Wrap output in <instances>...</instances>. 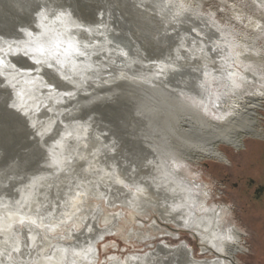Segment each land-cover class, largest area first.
I'll list each match as a JSON object with an SVG mask.
<instances>
[{
    "label": "bare ground",
    "instance_id": "1",
    "mask_svg": "<svg viewBox=\"0 0 264 264\" xmlns=\"http://www.w3.org/2000/svg\"><path fill=\"white\" fill-rule=\"evenodd\" d=\"M19 1L22 2V0H18V3ZM26 1L32 5L38 4L39 10H35V12L38 11L36 27L30 26L31 29L26 31L24 29V32L28 31V33H25L26 36H22V42L17 43L14 39L17 44L12 43L14 45L13 50L10 51L12 53H8L9 48L0 47L3 48L2 58L5 60V65L0 66V78H5L6 89L12 98L9 104L15 101L16 108L9 110L8 106V112L15 115L20 127H23L28 133L30 146H33L34 149L44 146L46 149L44 148L45 152L41 151L45 156L41 157L42 159L39 155L40 159L36 157V154L34 155L31 150L24 153L28 157L26 160L30 159L31 163L35 161V165L40 171L38 170L37 174L31 173L33 176L28 181L23 180L21 174L18 180L12 181L7 178L8 190L4 194L3 192L0 194V216L10 213V209L5 208L8 205L12 207H10L12 210H18L21 219H35L39 224V218L42 217L44 224L48 227H40L42 228L40 230L35 225L25 224L23 231L15 234L19 235L22 245L26 239L31 245L29 237L36 236V244L45 249L43 252L45 257H52V264H95L100 257L98 243L116 231L118 222L113 223V226L101 227L98 221L104 215V211L99 207V209H95L96 211L89 212L88 219L84 217V224L82 223L84 228L78 230L80 226L78 215L80 213L78 214L77 210L82 205L81 197L83 195L99 196L102 193L101 189L111 187L110 191L112 197L115 198L114 201L120 199L122 204H128L133 211H141L147 206L157 207L159 212L157 215L162 222L166 223L151 224L153 231L158 232V236L163 234V237L170 236L176 239L180 237V232L190 233L198 242L201 254L208 253L211 257L197 259L194 257V248L187 242L172 246L166 241H160L161 243L153 250H145L147 252L144 254L134 252L126 255L125 259H115L110 264H240L238 255L246 254L248 251L245 238L247 233L239 225L232 224L230 217L232 209L229 206L207 203L204 189L207 184L202 181L203 173L197 171L196 166L205 159H215L222 164L229 165L227 154L219 147L221 144L239 150L243 146L245 148L243 144L245 137L264 136L262 128L264 115L261 112L264 111V92L260 90L264 84V69H256L257 67L249 65L252 55L240 49V40L235 42L236 46L233 45V40L225 39L221 34L222 30L218 26H214V22L197 17V13L194 12L187 13L185 19L180 18V22L175 26L170 25L171 28H168L174 31L171 33L167 31L169 34L163 38L164 40L168 38L169 43L172 41L177 46H187V49H180V53L175 57L177 64L173 66L163 62L168 59L160 61L163 58L157 57L158 55L156 56L157 59L159 58L158 61L156 58H151V60L142 58L139 54L142 44L139 45L135 40V31L132 35L135 26L130 24L131 18H129V22L123 15L126 10L122 14H118L110 11L112 7L108 5L109 10L103 8L106 10L94 12L96 15L91 20H86L85 24L82 21L81 26L80 21V24L73 23V20L70 22L67 15L62 20L57 19L60 10L56 15L50 13L51 10L47 12V8L56 7L49 3L50 6L45 7L48 0ZM128 1V4L137 3L136 6L139 4L145 11L144 8H147L145 5L151 4L153 0ZM253 1L264 8V0ZM116 2L118 1L116 0ZM168 2L165 1L163 4H168ZM66 5L64 8L67 7ZM29 9L28 13L32 11V8L30 12ZM87 9L89 8L87 7ZM116 9L115 11L120 10ZM70 10L72 9L70 8ZM236 11L238 12V10ZM35 12L33 14H36ZM67 12L65 13L68 14ZM178 12L182 14L181 10ZM42 14L47 15L49 19L42 20ZM159 14L161 13L159 12ZM171 17L178 20L177 15L174 17L171 15ZM134 19L136 18L134 17ZM53 21L57 22L59 27H65V30L62 28L60 32H52L56 36L55 38L48 33V26L52 25ZM255 23L251 27L254 30V35L264 36V22L256 21ZM45 25H47V29L44 27ZM143 25L147 26L146 23ZM71 26L76 29L68 31ZM111 30L128 33L124 43H120V41L116 42V46L113 45L115 46L113 48L117 49L113 50L118 53L117 57L106 54L110 53V47L112 48L108 44L112 41L109 36ZM146 30L147 28L144 32ZM216 30L222 37L216 34ZM14 32L16 33V31ZM42 32H46L53 41L67 36L75 41L79 40L80 43L87 46H105L104 48H108V50L106 53H100L101 50L100 52L92 51V54L95 53L96 56L90 54L89 56H93L92 60L87 58L89 59L87 60L90 65L89 69L81 66L72 68V70L70 68V70H66L67 72L60 70L59 74L54 69L55 67H52L53 65L52 68L49 66L52 62L45 61L49 57L41 58L35 49L30 47L34 45L38 37H41ZM128 36L135 41L134 44L127 38ZM163 39L161 41H164ZM137 40L139 41V39ZM126 42H131V47ZM155 46L152 47L155 48ZM163 49L167 48L163 47ZM123 53H127V55ZM107 57L108 59L105 60ZM38 59L41 61L40 63L36 62ZM19 60L24 62L23 66L16 65L19 64L16 63L20 62ZM152 60L156 63L153 64ZM13 67L16 68L13 69ZM137 68L140 70H137L138 73L135 74L134 71ZM43 81L46 83L43 84ZM82 86H86V88L83 89ZM122 86H125L127 90L124 89V92L119 96L117 94ZM109 88H112V92L107 90L108 95L105 91L106 95L98 94L99 91L103 92ZM135 91L154 96L168 105L170 104L171 109L165 111L154 109L153 112L146 110L144 113H138L136 104L143 101L141 95L133 96L131 94ZM14 95H16V99ZM51 95L52 98H50ZM115 96H119L120 99H118L124 104L115 101ZM83 98H88V100L85 102ZM105 106L108 108L115 106L113 108L120 111V116L117 118H112V115L107 114L99 116L98 113L104 112ZM3 111L0 112L3 113L0 115H4ZM152 114L153 116L150 117ZM16 123L14 126L17 125ZM151 124L156 132L161 127L165 130V126L170 130L175 128L178 136L176 135L177 138L174 137L172 142L168 140L166 133H160L159 137H151L149 135L151 132L149 125ZM83 129L85 133L81 132ZM19 143L21 144V142ZM23 144L20 146L22 147ZM16 153L18 155L20 152ZM183 155L187 156L183 158ZM61 156L67 159V164H60ZM8 160L10 161V159ZM40 160L42 161L40 162ZM53 161L57 162L63 171L50 167ZM1 162L3 163V161ZM0 168L2 169V167ZM78 172L80 175L77 177ZM74 175L75 179L72 183L76 185L74 184L72 187L73 185L69 183ZM78 182L81 183V186ZM14 185H18V188L15 187V193ZM78 186L80 187L77 188ZM13 193L16 199L11 198ZM68 196L69 198L77 196L70 206L65 205L67 202L64 203ZM17 201H21V203H17ZM19 209H23L25 213ZM35 209L39 210L38 216ZM111 216L115 218L112 213L105 216L104 221L111 220ZM70 218L76 223L71 224L75 228H69L65 234L54 236L53 233L56 230L70 225L66 224ZM16 227L20 228L21 226L17 225ZM29 228L31 231L25 235L24 232ZM130 229L128 234L134 230ZM138 233L144 242L155 238L149 231L143 233L139 230ZM45 235L48 239L41 241L39 237ZM2 239L3 237H0V240ZM28 251H32L35 256V249L32 247L24 249L25 261L28 259ZM12 255V261H8L6 256L2 258L4 264H19L20 254L13 253Z\"/></svg>",
    "mask_w": 264,
    "mask_h": 264
},
{
    "label": "rangeland",
    "instance_id": "2",
    "mask_svg": "<svg viewBox=\"0 0 264 264\" xmlns=\"http://www.w3.org/2000/svg\"><path fill=\"white\" fill-rule=\"evenodd\" d=\"M23 1L24 0H22V2L19 1V3H18V0H0V41L2 40L0 42L1 43L0 47H3L4 49L8 48V43H10L9 45H13L12 43H14V45H15L19 42H22L23 41L22 36H26L25 33H28V31L24 32V29L26 31L27 29H31L30 26H32V28L36 27L35 21L38 17V14H37L38 11L35 12V10H37V9L39 10L38 4L32 5L29 1L25 0L24 3H23ZM103 1H104V3H103ZM112 1H113V3H112ZM117 1L118 2H116V0H60V2H59V0H57V2H56V0L55 1L54 0H50V1L48 0V2H46L45 6L48 7L50 5L53 6V4L56 5V7L53 6V7H51V9H50V7L47 8L48 9L47 12H49L51 10L50 13H52V14H53V12H56L55 14H57V11H59V10H60L59 12L68 11L67 12L68 14L72 13L71 16L70 15L68 16V14H66L68 19L71 20L70 22L74 21L73 23L76 24V22L79 23V21H80L81 24L80 23L79 24L81 26H82V21H83V24H85L87 22L86 20H91V18L96 15L94 12H96V13L102 12L103 8H106L107 10H109V8L112 7V8H110V11H114L118 14H122L126 10L125 12L127 14L124 12L123 15L125 17V20H129V18H131L130 19L131 22H130V20H129V22H130V24L132 23L131 24L132 26H135L134 30L132 31V35L134 34V31H135L136 32L134 34L135 40L138 42L139 45L142 44L140 46L142 50L141 49L139 50L140 51L139 54L142 56V58H150V60H151V58H156V56L158 55L157 57L160 56L163 58V59H160V61L168 59V60H165L163 62L170 63L173 66H175L177 64L175 57L178 53H180V49H182V48L187 49V46H185V47L177 46L172 41H170V43H169L168 38H166V40H164L163 38L165 36H167L169 33H171L172 31H174V30H171L170 28H171V26H175L176 23L180 22L179 21L180 18L183 17L182 19H185L187 16V13L189 14L191 12H194V13H197V17H202L205 20L209 19V21L214 22L215 23L214 26H218L219 29L222 30L221 34L224 35L225 39L227 38L229 41L233 40V45L236 44L235 42H237V40H240V44H239L240 49L243 50L244 52H249L250 55H252V58H250L251 61L249 62V65L257 67L256 69H258V68L264 69V36L263 35H257V34L254 35L255 34L254 30L251 29L252 24L253 23L256 24L255 23L256 21H260L261 23L264 22V12H263L264 8H261L253 0H165L167 2L169 1L168 4H166V3L163 4V2H165L164 0H153L152 1L153 3L151 2L152 5L150 3H148L149 5L148 4L145 5V7H147V8H144L145 11L147 10L146 13H145V11H143V9L141 8V6L139 4L136 6V4H137L136 2H135L136 4L132 5L130 3L128 4V2H129L128 0H125V1L117 0ZM122 2H124V3H122ZM20 3H22V4H20ZM110 3H112V4H110ZM26 4H29V5H26ZM62 4H64V5L67 4L66 5L67 7L64 8V5L62 7ZM119 4L120 5L122 4V5L118 6ZM125 4H127V5H125ZM158 4H160V5H158ZM30 5H32L33 7ZM101 5H102V8H101ZM150 5L152 7V10H151ZM82 6L85 8L86 12ZM87 7L89 9H87ZM137 7H139V8H137ZM153 7L155 8V10H153L154 9ZM182 7H184V8H182ZM28 8H30V9L32 8L31 12L29 9L30 13L27 12ZM62 8H63V10H62ZM70 8L72 10H70ZM116 8L120 9L122 12L120 10L115 11ZM121 8H125V9L123 10ZM106 9H104V10H106ZM127 9L130 11H128ZM157 9H159V10H157ZM52 10H54V11H52ZM64 10H66V11H64ZM179 10L182 11L181 12L182 14H180V12H178ZM236 10H238V12ZM33 11L36 14H33L34 13ZM140 11H142V12H140ZM159 12L162 15L159 14ZM147 13H150V14H147ZM30 14H31V16H29ZM138 14H140V15H138ZM123 15H121V16H123ZM147 15H149V16H147ZM171 15L173 17H174V15L175 16L177 15L178 20H174V18H172ZM19 17H21V18H19ZM134 17L136 19H134ZM77 18H78V20H77ZM145 23L147 26L143 25ZM148 23H149V26H148ZM155 27H156V29H154ZM168 27H170V28H168ZM71 28H70L71 30L76 29L74 26L73 27L71 26ZM146 28H147V30H146V32H144V30ZM14 31H16V33ZM148 31H152L153 33L148 32ZM166 32H167V34H166ZM215 32L218 36H220V34H218L219 32L217 30ZM11 33H12V35H11ZM138 33H140V34H138ZM149 33H151V34H149ZM155 33L156 34L158 33V34L156 35ZM7 34H8V36H7ZM13 35H15V37H13ZM10 36H12V37H10ZM146 37H148V38H146ZM220 37H222V35ZM252 37H255V38H252ZM3 38H4V41H3ZM6 38H7V40H6ZM14 39L16 40L17 43L14 42ZM137 39H139V41ZM162 39L164 41H161ZM5 41H8V42L6 43ZM158 45L159 46L162 45L160 47L162 49H160ZM152 46L153 47L155 46V48H153ZM163 47H166L167 49H163ZM154 49H155V51H154ZM12 50L13 49L11 48L10 50H7V51H8V53H12V52H10ZM143 50H145L147 52H145ZM5 54H7V53H5ZM159 58L158 59L156 58V61H158ZM107 59H108V57L105 58V60H107ZM16 63H19V64H16ZM16 63L15 64L18 65L19 67L23 66V64H24V62H22V61H20V62L17 61ZM146 63H147V61H146ZM155 63L156 62L153 61V64H155ZM52 67H54V66H52ZM14 68H16V67H13V69ZM54 69L58 72V70L56 68H54ZM137 70H140V69L137 68L134 71L135 74L138 73V72H136ZM4 79H5L4 77L0 78V96H1L0 97V103H1L0 104V112H2L5 109V111H3V112H5L4 115H6V116L0 115L1 116L0 117V129H1L0 130V138L2 139V140L0 139V145L2 146V147L0 146V167H2V169L0 168V186H1L0 194H2V192L4 194L5 191L8 190L7 189L8 185L6 186V184H8L7 178L11 179L12 181L18 180V178L21 174L22 179L28 181L29 178H31L33 176L31 173L37 174L40 171L37 168V165H35L36 164L35 161H32V163L35 162L33 164L34 165L33 166L30 159H29V161L26 160L28 157H26V154H24V153H28L31 150V151H33L34 155L36 154V157H38V155L40 156V158L45 157L44 153H43V152H45V150H44L45 147L40 146V149H41L40 150L39 146H38V148L35 146L36 147L35 149L33 146H30V144L28 142V136H29L28 133L25 131V129L23 127H20L18 120L15 119L16 118L15 115L12 114L11 112H8L11 109L14 110L16 108V106L13 107L15 101L12 104H9L11 102L12 98L9 96L10 95L9 91L6 89V82ZM75 82H77V81H75ZM42 83L45 84L46 81H43ZM51 83H54V82H51ZM262 85H263V87H261L260 90H262V92H264V84H262ZM53 87H55V86H53ZM88 87H90V86H88ZM82 88L85 89L86 86H82ZM124 89L127 90V88H125V86H122V88L120 89V91L117 95H119V94L121 95L124 92L123 91ZM107 90L109 92L111 90V92H112V88H109V89L103 90V92L99 91L98 94L100 95L102 93L101 95H106V94L108 95L109 93H106V92H108ZM104 91L106 94L104 93ZM135 92H131V94L133 96H140L141 95L140 97L143 101V102H140V104L139 103L136 104L137 105L136 111H138V113H144L146 110H149V112H150V110H152V112H153L154 109H156L157 111L158 110L160 111L162 109H163L162 111L169 110V108L171 109L170 104L168 105L166 102H163V101L159 100L158 98H155L154 96L152 97V96L146 95V94H144V92H136V93ZM119 96H115L116 99L115 98H113V99H115V101L120 102ZM143 96H145V97H143ZM5 97L8 98L10 101L8 100L9 101L8 102L7 100H5L6 99ZM14 97L16 99V95H14ZM50 98H52V95L50 96ZM61 98L63 99V97H61ZM37 99H39V98H37ZM83 99L85 102L88 100V98L87 99L83 98ZM3 100H5V101H3ZM123 101H125V100H123ZM62 102H64V101H62ZM147 102H149V104H147ZM29 103L27 104L28 107H29ZM7 104H9V105H7ZM120 104H124V102H120ZM4 105H5V107H4ZM8 106H9V110L7 108ZM118 106H122V105H118ZM109 107L110 108H108V106H105L104 109H106V110L103 109L104 112H100V111H99L100 113L97 112L98 115L99 116L100 115L101 116L106 115V114L110 115V116L112 115V118H114V117L117 118L120 116V113H119L120 111L116 110L117 108L114 109L115 106H113L114 108L112 106H109ZM158 107H159V109H158ZM1 108H2V110H1ZM261 112L264 115V111H261ZM0 114H3V113H0ZM152 116H153V114L150 115V117H152ZM5 118H7V119L9 118V119L7 120ZM12 119H13V122H12ZM14 120H16L17 123ZM15 123L17 125L14 126ZM149 126H151L150 130H149V131H151V132H149V135L151 137H153V136L159 137L160 133H166L168 140L170 142H172L178 136V133L175 130V128H173V129L171 128L172 130H170L167 128V126H165V130H164V128L161 127V129H158V132H156V131H154V127L152 124ZM262 128L264 131V119L262 121ZM84 131H85L84 129L81 130L82 133H85ZM15 136H16V138H15ZM253 138L254 139L255 138L263 139V135H261L260 137H250V138L245 137L243 139V144L251 150L250 153H247L245 150H242L244 148V146H243V148L239 149L241 151H238L237 153H235L236 149H234V148H232L226 144H221L219 146L227 154L228 159H229V165H224V164L220 163V161L215 160V159H205V160H202L201 162H199V164L196 166L197 171H200V172L202 171V173H203L202 174V181L204 182V184H207L204 186L205 200H207V203L209 205L225 204V205L229 206L232 209V215L230 216L232 219V224L239 225L247 233V236H245V238L247 240L246 246L248 248V251L246 252V254L244 253V254L238 255V257L240 259V264H264V213H258L255 210V208H257L255 206V204L252 201L250 202L248 199L241 198L238 194V191L236 189H234V187L232 185L233 181H237L236 175L238 173L255 174L257 171H261L264 167V162H259L255 156L257 149H261V147H262L261 146L262 141L254 140ZM19 142H21V144H23V142H24L22 147L20 146L21 144ZM26 142H27V144H26ZM25 144H26V146H25ZM17 145L20 147H18ZM12 147L15 149H13ZM2 150H3V153H2ZM41 151H43V152H41ZM16 152H18V153L20 152L19 153L20 155L19 154L17 155ZM9 153H10V155H9ZM13 153H15V154H13ZM4 156H6V157H4ZM7 156H9V157H7ZM177 156H178V154H177ZM185 156H187V155H183V158ZM8 159H10V161ZM1 161H3V163ZM5 161H6L7 165L4 164ZM11 161H16V162H14L15 163L14 164ZM41 161L42 160H40V162ZM37 162H38V160H37ZM11 164H12V166H9ZM16 164H18V165H16ZM34 167L37 169H35ZM25 168H26V170H25ZM20 169L21 170L23 169V170L19 171ZM225 171H227V172L229 171V173H231V175H232V182L231 183H228L224 180ZM76 175L78 177V175H80V172H78ZM74 179H75V175L70 180V183H69L70 185H73L72 187H74V184H75V183L74 184L72 183ZM4 181H5V183H4ZM3 185L5 188L3 187ZM79 185L81 186V183H79ZM97 185H99V184H97ZM17 186L18 185H14V187H13L14 193H15V187L18 188ZM80 186H78L77 188H79ZM110 188L101 189L102 190L101 196H103L102 198H99L100 195L99 196H93L91 194L92 195L91 197H90V195L86 196L87 194L83 195L81 197L82 205L77 210V213L78 214L80 213V215H78L79 220H80L79 221L80 226L78 227V230H81L84 228V226L82 225V223L84 224V217H86L88 219V214H89V212H91V211H89L86 214L84 213L85 214L84 215L82 210L83 209L88 210V208H91V207L92 208L94 207L95 209H97V208L99 209V207H100L103 209L104 215H102L98 221V224L101 227H107L110 225L113 226L114 224H116L118 222V224H117L118 226H116V228L117 227L118 228L116 229V231L112 232L110 235H107L102 241H100L98 243L99 252H100L99 256L100 257L98 258V260L95 264H110L113 260L125 259L129 254H132L134 252L144 254L149 250H153L162 241H166L169 245H172V246L177 245V244L182 243V242H187L188 244H190L194 248V257H196L197 259H204L207 257H211V255L208 253L207 254H201L198 242L196 241V239H194L190 235V233L180 232V237L176 238V239H174L170 236H164V237L158 236V232L153 231L151 224L156 223V224L160 225V224H166V223L162 222L160 217L157 215V213H159L157 210V207L151 206L152 207L151 208V207L147 206L145 209H143L141 211H133L131 209V207L128 206V204H126L125 202H124L125 204H122L120 199L115 200V201H117V202H115L114 201L115 198L112 197ZM3 189H4V191H3ZM103 192H104V194H103ZM14 193H13V196L11 198L16 199ZM74 193L76 194V191H74ZM77 196H74V197L71 196L70 198L68 196L67 200L64 201V203L67 202V203H65V205L70 206L71 205L70 203H72L73 199H75V197L77 198ZM103 199H104V201H103ZM208 199H209V201H208ZM69 200H70V202H69ZM112 201H113V203H112ZM91 205H93V206H91ZM111 205H112V207H110ZM57 207L59 208V206H57ZM95 209H94V211H96ZM112 213L115 215V218H114V216H111V220L104 221V217L108 216ZM117 218H119V219H117ZM71 219L72 218H70L68 221H66V224L69 223L70 225H66V226L62 227L61 229L56 230L53 233V235L57 236L59 234H63V233L65 234L69 228L74 229L75 226L71 225V224L72 223L76 224V223L73 222ZM27 220L28 219H25L24 221H27ZM46 224H48V223H46ZM66 227H68V228H66ZM23 228H25V225L23 226ZM130 228H132L134 230L132 231L131 234H128L129 230L131 231ZM38 229L41 230L42 228H38ZM139 230L143 233H147L149 231L152 235L155 236V238H152L151 240H147L144 242L141 240V238L138 235ZM145 250H147V251H145Z\"/></svg>",
    "mask_w": 264,
    "mask_h": 264
},
{
    "label": "snow or ice",
    "instance_id": "3",
    "mask_svg": "<svg viewBox=\"0 0 264 264\" xmlns=\"http://www.w3.org/2000/svg\"><path fill=\"white\" fill-rule=\"evenodd\" d=\"M46 7V6H45ZM53 15H56L53 13ZM66 15L65 12H60L57 15V19H61ZM49 17L47 15L42 14V20H48ZM47 29V25L44 26ZM31 35V33H29ZM13 45H8V48L11 49ZM35 51L40 55L41 58L43 57H49L52 61V64L59 63V59L61 56H64L69 61H71V58L73 56H84L85 53L81 51L80 48V42L79 40L73 41L71 37L65 38V40H57L53 42L46 32L41 33V37L37 38V41L33 45ZM124 55H127V53H123ZM3 55V48H0V66L5 65V60L2 58ZM37 63H40L41 61L38 59L36 61ZM52 64L49 66L51 67ZM15 107V105H13ZM23 106L21 105V108ZM19 110V109H18ZM60 164H67V159L63 156L60 158ZM52 168H59L60 171H63V168L59 167V164L55 161L52 162L50 165ZM120 183H123V181H120ZM17 203H21V201H17ZM5 207H9L6 205ZM37 216L39 213L38 209H35ZM29 224L35 225L37 228L40 227H48L44 224L43 218H39V224H37V221L35 219H30L28 221ZM63 223V221H61ZM21 226L20 228H17L16 226ZM25 225V221L19 217L18 210H12L10 209V213L5 216H0V237H3L2 240H0V264H4L3 257H7L8 261H12L13 259V253H19L20 254V261L19 264H52V257H45L43 255V252L45 249L36 244V236L29 237L31 240V245H29L28 240L26 239L23 242L19 239V235H15L16 233L23 231V226ZM31 229H27L26 232H24L25 235H27V232H30ZM41 241H46L48 237L42 236L39 237ZM29 247H32L35 249V256H33L32 251L27 252V261L24 259V249H28Z\"/></svg>",
    "mask_w": 264,
    "mask_h": 264
},
{
    "label": "water",
    "instance_id": "4",
    "mask_svg": "<svg viewBox=\"0 0 264 264\" xmlns=\"http://www.w3.org/2000/svg\"><path fill=\"white\" fill-rule=\"evenodd\" d=\"M55 20V19H54ZM55 21H53V23H52V25H49L48 27H49V30H48V33H50L51 35H53V33L52 32H55V33H57V32H60L61 30H62V28L65 30V27L63 26V27H59L58 26V24H57V22H55ZM57 26V27H56ZM56 27V28H55ZM68 31H71V29L70 30H68ZM66 32V31H65ZM64 32V34L65 35H67V33H65ZM129 32V31H128ZM111 34V35H110ZM126 34H128L127 32H126ZM126 34H124V33H121V32H114V31H110L109 32V36H111V39H112V41H110L108 44L109 45H111L112 46V48L110 47V53H106L107 52V50H108V48H104V47H98L97 45L96 46H94V45H91V46H87V45H85V44H83V43H80V48H81V51L82 52H84L85 53V55L84 56H82V57H80V56H73L72 58H71V61H69L67 58H65L64 56H61L60 57V59H59V63H57V64H52L58 71H60V70H62V71H66V70H70V68H71V70H72V68H79V67H87L88 69L90 68V65L88 64V62H87V60H89V59H87L88 57L90 58V60H92V58H93V56H96L95 55V53H93L92 54V51H96V52H100V50H101V52L100 53H106V54H111V55H113V56H116L118 53H115L113 50H117L116 48H113V47H115L116 45H117V43L116 42H120V43H124V39H125V36H126ZM54 36V35H53ZM52 36V37H53ZM56 36H54V38H55ZM50 38V37H49ZM131 42H132V44H134L135 43V41H133V39H131L129 36L127 37ZM51 39V38H50ZM52 40V39H51ZM60 40L61 41H63V40H65V38H60ZM72 40H74L75 41V39H72ZM126 40V39H125ZM53 41V40H52ZM55 41H57V40H54L53 42H55ZM131 42L130 43H128V42H126L127 44H128V46L129 47H131ZM113 45H115V46H113ZM31 48H34L33 46H30ZM97 48V49H96ZM100 48V49H99ZM133 49L135 48V47H132ZM130 51H131V48L129 49ZM33 51V50H32ZM93 55V56H89V55ZM123 55V54H122ZM117 57V56H116ZM46 62H52L51 61V59L50 58H46V60H45ZM67 72V71H66ZM92 196V195H91ZM103 196H99V198H102ZM11 207V206H10ZM5 208H9V207H5ZM12 208V207H11ZM11 208H9V209H11ZM95 208L93 207H91V208H88V210L87 209H83L82 210V212H83V214L85 213H87V212H89V211H91V210H94ZM19 211H23V209H19ZM24 212V211H23ZM25 213V212H24ZM26 214H28V213H26ZM84 214V215H85ZM23 220H25V219H23ZM28 221L29 220H27V221H25V224H28Z\"/></svg>",
    "mask_w": 264,
    "mask_h": 264
},
{
    "label": "flooded vegetation",
    "instance_id": "5",
    "mask_svg": "<svg viewBox=\"0 0 264 264\" xmlns=\"http://www.w3.org/2000/svg\"><path fill=\"white\" fill-rule=\"evenodd\" d=\"M254 140L262 141V147L261 149H257L255 156L259 162H264V136L263 139L255 138ZM242 150H245L247 153L251 152V150L246 146ZM238 151L241 150H236V152H234L237 153ZM236 178L237 181L232 182L231 173H229V171H225L224 180L228 183L232 182L234 189L238 191L241 198L248 199L250 202L252 201L257 207L255 210L258 213H264V167L261 171H257L255 174L238 173ZM162 235L163 234L160 236Z\"/></svg>",
    "mask_w": 264,
    "mask_h": 264
}]
</instances>
